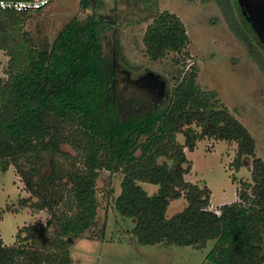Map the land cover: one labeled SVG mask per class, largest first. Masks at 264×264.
I'll return each mask as SVG.
<instances>
[{
	"label": "trees",
	"instance_id": "obj_1",
	"mask_svg": "<svg viewBox=\"0 0 264 264\" xmlns=\"http://www.w3.org/2000/svg\"><path fill=\"white\" fill-rule=\"evenodd\" d=\"M199 1L217 3L236 35L251 50L262 49L238 0ZM80 4L92 13L66 23L46 47L26 30L32 13L0 9V50L8 57L0 77V173L14 167L31 195L22 207L50 213L45 224L19 229L11 246L0 235V264H72L71 240L96 223L103 171L121 176L114 210L133 220L130 233L139 244L200 250L212 241L209 264H264V161L247 127L216 92L200 87L197 67L186 69L191 55L183 21L169 11L145 18L152 19L142 40L149 60L173 53L181 69L172 87L164 82L160 92L142 91L133 84L142 93L126 98V91L118 94V61L105 52L111 37L120 50L115 21L100 15L104 0ZM256 60L264 73L263 51ZM206 139L236 145V172L252 160L250 181L232 176L237 200L215 211L210 188L185 178L193 168L186 151ZM143 184L158 189L149 195ZM178 200L186 206L170 213ZM3 215L0 208V222Z\"/></svg>",
	"mask_w": 264,
	"mask_h": 264
},
{
	"label": "rangeland",
	"instance_id": "obj_2",
	"mask_svg": "<svg viewBox=\"0 0 264 264\" xmlns=\"http://www.w3.org/2000/svg\"><path fill=\"white\" fill-rule=\"evenodd\" d=\"M91 11L84 10L80 0H55L41 13L27 16L26 30L38 46L46 47L66 23L74 18L84 20ZM163 11L176 14L187 28L191 59L186 62V69L193 65L197 67L200 87L216 92L223 104L247 127L256 140V154L264 161V73L256 60V56L264 52V46H260L259 51L251 50L231 29L220 7L213 1L202 4L199 0H158L156 7L146 8L139 0H104L100 15L115 21V39L120 46L118 50L112 37L105 46L106 54H114L118 61V94L126 91L124 97L135 98L143 90L160 92L164 82L167 87L174 85L176 73L181 69L174 64L177 55L171 53L158 62H151L142 42L146 27L152 21L145 22V18ZM7 63L8 57L0 50V77H4ZM133 84L142 91H135ZM178 140L183 143V136L179 135ZM63 149L75 154L69 146ZM235 152L233 143L208 139L198 142L193 152L186 151L193 168L185 178L210 188L211 210L237 200L238 185L232 181V176L238 180H251V158L236 172L232 167ZM120 181V175L100 173L96 223L73 241L70 248L72 264H209L206 256L214 245L212 241L200 250L139 244L130 233L135 225L133 220L121 219L114 210ZM143 187L149 195L158 189L149 184H143ZM30 196L14 167L0 173V208L4 211L0 235L8 246L15 243L19 229L45 224L50 218L48 211L22 207L21 200ZM185 206V201H175L170 213L180 212Z\"/></svg>",
	"mask_w": 264,
	"mask_h": 264
},
{
	"label": "water",
	"instance_id": "obj_3",
	"mask_svg": "<svg viewBox=\"0 0 264 264\" xmlns=\"http://www.w3.org/2000/svg\"><path fill=\"white\" fill-rule=\"evenodd\" d=\"M238 3L246 20L264 43V0H238Z\"/></svg>",
	"mask_w": 264,
	"mask_h": 264
},
{
	"label": "built area",
	"instance_id": "obj_4",
	"mask_svg": "<svg viewBox=\"0 0 264 264\" xmlns=\"http://www.w3.org/2000/svg\"><path fill=\"white\" fill-rule=\"evenodd\" d=\"M55 0H2L0 9L17 13H34L44 10ZM218 214L219 212L216 211Z\"/></svg>",
	"mask_w": 264,
	"mask_h": 264
}]
</instances>
